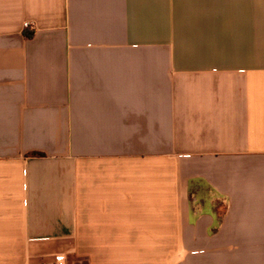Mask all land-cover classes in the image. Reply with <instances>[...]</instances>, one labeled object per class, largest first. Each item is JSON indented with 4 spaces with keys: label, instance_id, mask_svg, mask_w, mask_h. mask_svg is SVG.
I'll use <instances>...</instances> for the list:
<instances>
[{
    "label": "crops",
    "instance_id": "crops-1",
    "mask_svg": "<svg viewBox=\"0 0 264 264\" xmlns=\"http://www.w3.org/2000/svg\"><path fill=\"white\" fill-rule=\"evenodd\" d=\"M55 255L264 264V0H0V264Z\"/></svg>",
    "mask_w": 264,
    "mask_h": 264
},
{
    "label": "rangeland",
    "instance_id": "rangeland-1",
    "mask_svg": "<svg viewBox=\"0 0 264 264\" xmlns=\"http://www.w3.org/2000/svg\"><path fill=\"white\" fill-rule=\"evenodd\" d=\"M56 257H57V255H55L53 257V261L50 264H55ZM64 262H65V264H83L82 261L74 259L72 256H69V255L66 256V258L64 259ZM190 264H193V262H191Z\"/></svg>",
    "mask_w": 264,
    "mask_h": 264
},
{
    "label": "built area",
    "instance_id": "built-area-1",
    "mask_svg": "<svg viewBox=\"0 0 264 264\" xmlns=\"http://www.w3.org/2000/svg\"><path fill=\"white\" fill-rule=\"evenodd\" d=\"M55 264H65L64 258L61 256H57Z\"/></svg>",
    "mask_w": 264,
    "mask_h": 264
},
{
    "label": "trees",
    "instance_id": "trees-1",
    "mask_svg": "<svg viewBox=\"0 0 264 264\" xmlns=\"http://www.w3.org/2000/svg\"><path fill=\"white\" fill-rule=\"evenodd\" d=\"M25 35H26L27 37H32V36H33V33H30V32H28V31H26V32H25Z\"/></svg>",
    "mask_w": 264,
    "mask_h": 264
}]
</instances>
